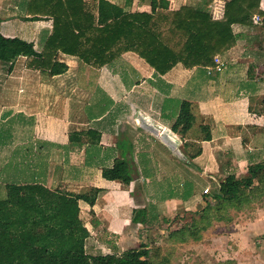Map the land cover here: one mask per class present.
<instances>
[{
	"label": "crops",
	"instance_id": "obj_1",
	"mask_svg": "<svg viewBox=\"0 0 264 264\" xmlns=\"http://www.w3.org/2000/svg\"><path fill=\"white\" fill-rule=\"evenodd\" d=\"M104 1L124 6L122 0ZM130 1V11H151L152 0ZM201 1L203 0H159V4L162 9L176 10L183 5H198ZM226 1L214 0L210 7L214 19L223 18ZM260 8L264 11V0H260ZM234 28L239 34L236 45L223 56L220 54L227 63L225 69L212 77L208 73V67H202L206 69L207 79H202L200 71H197L199 67L187 69L182 64L174 66L170 70L174 69L170 76V71L164 75L156 74L134 52H127L102 67L89 65L76 56L60 53V60L69 65V70L54 76L48 72L30 69L26 66V57L18 58L14 69H7V78L0 79V90L4 94V98L0 97V186L34 181L52 189H64L76 194L93 187L102 188L103 191L93 207L80 201V218L91 233L89 239L97 232L108 235L111 239L125 232L127 235L123 239L126 240L135 227L148 228L150 222L153 221L154 224L161 216H170V212L179 206L184 207L183 211L190 215L183 224L193 220L196 213L202 212L208 203L216 202V194L213 199L210 194L209 197L203 194L213 182L219 179L221 182L229 173L246 177L251 164L264 161V17L256 27L234 25ZM35 47L41 49V44ZM126 55L131 56L138 77L131 90L130 87L126 90L127 85L118 77L110 78L118 80L110 90L106 86L104 73L115 67L117 60ZM99 72L102 77L96 85L100 86L105 96L110 97L112 104L107 107L108 112L104 116L87 117L76 101L94 96L93 92L86 91L85 88L88 82L95 83L96 74ZM188 73L191 76L190 84L184 81ZM80 75H86L87 81L84 82ZM155 78L164 81L168 89L171 86L170 102L176 89L192 90L191 86L204 81V87L199 94H191V90L185 94L193 103L198 104L203 117L201 122L196 119L197 126L195 129L192 127L184 137L172 130L173 123H169L167 118L152 117L143 111L144 108L149 110L148 106H137L142 99H138L136 95L131 98L134 91L144 88L143 80L148 81L154 88L152 83ZM177 82L182 87L177 85L175 89ZM168 89L159 88L165 92ZM148 90L145 88L141 92ZM121 101L131 107H122L118 111V119L107 120L115 112V104L120 105ZM139 114L142 115L139 117ZM144 119L151 123H147L145 128L139 123ZM105 120L106 123L98 128L94 126ZM4 124L7 126L4 127ZM201 125L209 127L210 140L202 139L206 132ZM160 127L166 129V141L157 132L161 131ZM120 139H126L129 144L124 150L127 151L125 158L120 155ZM171 143L183 148L182 158L171 157ZM116 158L127 159L131 173L134 176L138 173L128 187L103 177L102 169L113 166ZM172 163L182 179L184 189L175 186L172 190L179 195L160 196L155 187L163 183L168 187L172 185ZM258 183L263 185L262 192H255L240 208L229 209L232 217L229 223V240L234 237V247L236 245V250L238 249L232 258L234 264H264V177L261 182L258 179L254 181V184ZM128 207L131 210L147 209L148 222L132 223L129 216H125ZM123 216L126 218L122 226L114 227L112 224L115 220H122ZM220 221L223 220L211 219L203 234L212 230V226ZM190 241L194 240L186 242ZM110 242L113 243V240ZM111 246V249L105 246L107 252L117 251L115 246ZM92 248L96 250L102 247L94 244ZM97 252L99 251L94 253Z\"/></svg>",
	"mask_w": 264,
	"mask_h": 264
},
{
	"label": "trees",
	"instance_id": "obj_2",
	"mask_svg": "<svg viewBox=\"0 0 264 264\" xmlns=\"http://www.w3.org/2000/svg\"><path fill=\"white\" fill-rule=\"evenodd\" d=\"M100 1L105 6L103 11L113 12L116 17L98 23L87 0H24L20 3V18L51 19V30L42 40L41 49H36L32 40L9 36L0 29V61L8 64L12 71L18 58L26 57L28 68L52 76L69 69V65L60 60V53L102 67L127 52H134L159 75L166 74L177 64L187 69L215 67L216 57L238 41L234 25L256 27L260 22L255 21V15L264 17L260 0H227L221 19H214L211 14L214 0L183 5L176 10L162 9L159 0H152L151 11L130 12L123 11L119 5ZM195 123L194 103L183 100L172 130L184 137ZM201 126L206 132L202 139L210 140L209 127ZM102 174L125 187L133 180L127 159L116 158L113 166L102 169ZM263 177L264 161L251 164L246 177L229 173L214 196L216 202L208 203L193 220L171 231V240L198 241L211 219L231 220V207L240 208L255 192L263 191L261 183L254 184ZM102 191L93 187L76 194L34 181L1 184L0 264H153L151 249L146 245L121 253L88 252L91 233L80 218V201L93 207ZM221 201H228L227 208L214 214L213 206L221 205ZM138 211L141 214L133 218L134 223H147V209Z\"/></svg>",
	"mask_w": 264,
	"mask_h": 264
},
{
	"label": "rangeland",
	"instance_id": "obj_3",
	"mask_svg": "<svg viewBox=\"0 0 264 264\" xmlns=\"http://www.w3.org/2000/svg\"><path fill=\"white\" fill-rule=\"evenodd\" d=\"M23 1L24 0H0V29L5 34L7 33L8 35H12V36L18 35L27 40H32L34 41L35 46L36 45L39 46L43 38L51 30V26H52L51 20L44 18V17H37L30 21L21 19L20 15L22 14V10L20 8V3H23ZM115 1L117 2L118 0H115ZM101 2L102 1L100 0L97 3L94 0H87V3L89 4L90 8L94 10L97 16L98 23H103L104 21L108 19L116 17V14L113 12L111 13L106 12L108 13L106 15V13L103 11V9H105V6ZM121 3L124 5V6H121L123 7L122 8L123 11L130 12V9H132L130 7L131 1L122 0ZM98 19H101V20H98ZM261 22L262 21H260V24ZM223 55L224 54H222V56ZM81 64L84 65V63H81ZM7 69L9 71V65L0 61V79L7 78V75H6ZM86 69H89V68H86ZM90 69L94 71L93 68H90ZM224 69L225 67L220 71L214 70L212 73V77H216L217 75L216 73H220ZM173 70L170 71L169 73L167 72L168 76H170V73H172ZM135 71H136V67L134 66V62L132 61V58L130 55H126L125 57L118 59L115 67H112L110 71L106 70V72L104 73V75H106V77L104 78H105V82H107L106 84L107 88L111 90V88L115 86V84L118 81V80H110V78L114 79L115 77H118V79L121 80L124 85H127L126 90H128L127 88L129 87L131 90V86L134 84V82L136 81L138 77V73H136ZM197 71H200V76L202 77V79H207L206 69L199 67ZM189 75L190 73L186 74L187 77L184 79V81H188V83L190 84L189 79L191 76ZM101 77H102V73L99 72L96 74V81L93 78L95 83L92 82L90 84L88 82L86 84L88 86L87 88H85V90L93 92L94 96H88L86 97L85 100L76 101L78 105L82 106L83 108L82 110L86 113L87 117L98 118V117H101L103 114H107L108 112L107 107L109 108L110 105L112 104L109 101L110 97L105 96L102 93L103 90L100 88V86L96 85L98 84L97 81L101 80ZM80 78L84 82L87 81L86 75L85 76L80 75ZM142 82L144 83V85H142V87L144 88L138 89V91L136 92L134 91L132 93L133 97H131V98H134V95H136L138 99H142L140 100L141 104H137V106L141 105L143 106V108L148 106L149 110H147V108H144L143 110L148 115L152 117L154 116L155 118L158 117V119L167 118L166 120H168L169 123L170 122L173 123V120H175L176 117L178 116L182 101L190 99L185 94L188 93L191 89L190 90L189 88H186L185 90H180V88L176 89L177 85L181 84L177 82L175 84L176 93L172 95V101L170 102V89L172 90L171 86L168 89L165 85V82L160 81L159 78L158 79L155 78L154 82L152 83L154 85V88L149 85L148 81L143 80ZM102 84L105 85L104 83ZM203 84H204V81L202 80L199 83H197L195 86H191L192 90L190 91V93L192 94L195 92L194 94L196 95L199 94L201 89L204 87ZM97 87H99V89ZM179 87H182V86L179 85ZM145 88L149 89L148 92H141V91H145ZM159 88L168 89V92H165L164 90L160 91ZM94 91H97V92L95 93ZM3 95H4L3 92L0 90V97L4 98ZM189 101H191V99ZM122 107L125 109H129L131 106L130 104L126 105L123 102L120 103V105L115 104V112L112 113V115H110V118H108L107 120L111 121V119H118L119 118L118 111H120ZM145 112L143 113V115L146 117ZM194 113L196 115V119L200 121L201 117H203V112H199L198 104H195V103H194ZM140 115L142 114H139V117ZM197 122L193 126L194 129L198 124ZM105 123H106V120L104 122H97L96 125L94 126L98 128L99 126ZM139 123H141V125L144 128L146 127V125L151 124L150 122H145V119ZM117 124L118 123L116 122V125ZM6 126L7 124H4V127ZM117 127H119V125L116 126V128ZM120 128L122 129V126H120ZM160 130L161 131H157V130L156 131L160 133L159 136H162L160 138L166 141L168 139L165 136L166 129L160 127ZM117 132L121 134V132H119L118 129H117ZM120 137L121 135L119 136V138ZM120 140H121L119 142L120 143L119 149L121 151L120 155L125 158V153L127 151H124V150H125V147L128 146L129 144L126 141V139H120ZM174 146H175L174 143H171L170 145V151H172V154L170 153L171 157L182 158L183 157L182 152L184 151L183 148L180 149L179 147H176V146L174 147ZM131 153L133 154L134 151H131ZM175 168L176 167L174 166L173 163L170 164V182L172 183L173 186L170 185L168 187L163 183L155 187L156 192H158L160 196L164 195V196L170 197L171 195H176L178 193H176L172 189L175 186L182 187V183H181L182 179L177 175V171L174 170ZM159 172L160 171L158 170L157 173ZM137 175L138 173H136L135 176L132 174L133 178L136 177ZM219 181L213 182L211 187H209V193L204 191L203 194L207 195L206 197H209V194H210V196H212V199H213V195L219 191L220 184H221V182ZM261 186L263 187V185ZM178 187H177V190H178ZM182 188L184 189V187ZM182 194L184 193L182 192ZM206 200L207 199H205V201ZM221 202H222L221 205H223L222 211H220L221 205L213 206L212 211L214 214L218 212L222 213L224 209L227 208L226 206H227L228 201H224V202L221 201ZM235 202L236 201H234V203ZM199 207H202V205ZM183 208L184 207L179 206L178 209L170 212V216L169 215H166L164 217L161 216V218L158 220L157 223L153 224V221L150 222L151 224L149 223L150 227L148 228L142 227L139 229L138 227H135L134 232L132 231V233L127 237L126 240L123 239V237L127 235L125 232L115 235L114 239L109 238L108 235L107 236L105 234L102 235L101 233L97 232L98 235L97 234L93 235L92 239L88 240L87 250L89 253H94L95 251L106 253L108 250L105 249V246L111 249L113 248L111 245H113L115 246V249H117V252L121 253L129 249L139 248L141 245H146L148 248L151 249V260L153 264H234L232 258L234 257V253L238 249L236 250V245L234 247L235 238L230 237L232 240H229V236L231 234L230 233L231 226H229L230 220L227 221V219H224L223 221L216 222V224L212 226V230L208 231L205 234L206 236L203 234V237L200 239V241H190V242L182 241L181 242L180 240H177V239L171 240V237H170L171 231L181 227L183 223L187 221V219L190 216L189 214H187L188 212L183 211ZM121 209L126 210L125 207H121ZM139 209L140 208L131 210L128 207L125 213V216L126 217L129 216L128 218H130L132 220V223H134L133 218L141 214L138 211ZM126 217H124L122 220L121 219L115 220L114 224L112 225L114 227L122 226L123 220ZM209 218L211 219L212 216L210 215ZM90 224L91 223H89V227H91ZM110 240H113V243L110 242ZM98 241L102 242L103 244H100ZM94 244L102 248H97L95 250L94 248H92Z\"/></svg>",
	"mask_w": 264,
	"mask_h": 264
},
{
	"label": "built area",
	"instance_id": "obj_4",
	"mask_svg": "<svg viewBox=\"0 0 264 264\" xmlns=\"http://www.w3.org/2000/svg\"><path fill=\"white\" fill-rule=\"evenodd\" d=\"M255 21L259 23L260 21H262V17L258 14L255 15ZM216 62L217 65L215 67H208L209 74H212L214 70L220 71L227 65V63L221 58L220 55L216 57ZM205 192H209V189H205Z\"/></svg>",
	"mask_w": 264,
	"mask_h": 264
}]
</instances>
